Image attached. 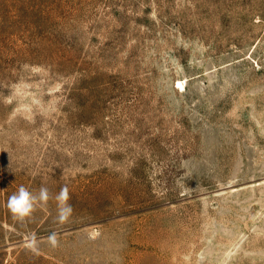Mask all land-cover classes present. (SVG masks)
I'll return each mask as SVG.
<instances>
[{
	"label": "rangeland",
	"instance_id": "374dc122",
	"mask_svg": "<svg viewBox=\"0 0 264 264\" xmlns=\"http://www.w3.org/2000/svg\"><path fill=\"white\" fill-rule=\"evenodd\" d=\"M0 264H264V0H0Z\"/></svg>",
	"mask_w": 264,
	"mask_h": 264
},
{
	"label": "clouds",
	"instance_id": "9594fccd",
	"mask_svg": "<svg viewBox=\"0 0 264 264\" xmlns=\"http://www.w3.org/2000/svg\"><path fill=\"white\" fill-rule=\"evenodd\" d=\"M50 198L49 189L41 186L38 194L26 189L21 185L17 192L8 197L7 208L14 219L25 220L34 214L40 204L46 203ZM70 199L67 186L61 188L59 194L56 196L57 204V219L59 221H67L72 213L73 208L68 203ZM55 243V240H53Z\"/></svg>",
	"mask_w": 264,
	"mask_h": 264
}]
</instances>
